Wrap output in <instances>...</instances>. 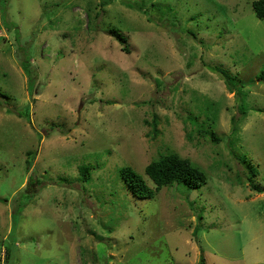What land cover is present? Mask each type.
I'll return each instance as SVG.
<instances>
[{"label":"rangeland","instance_id":"1","mask_svg":"<svg viewBox=\"0 0 264 264\" xmlns=\"http://www.w3.org/2000/svg\"><path fill=\"white\" fill-rule=\"evenodd\" d=\"M104 1L0 0V264L264 263L254 0ZM169 152L206 183L135 196Z\"/></svg>","mask_w":264,"mask_h":264},{"label":"trees","instance_id":"2","mask_svg":"<svg viewBox=\"0 0 264 264\" xmlns=\"http://www.w3.org/2000/svg\"><path fill=\"white\" fill-rule=\"evenodd\" d=\"M111 0H105V3H109ZM128 1H136V0H128ZM253 8L255 11L256 16L261 19H264V0H254ZM139 6V5H138ZM113 34L117 37L120 42H126V38L122 35V32L116 28L113 30ZM127 51H130L129 48L126 47ZM27 53V52H25ZM30 60L29 56L25 57L22 60V66L24 67L25 71L31 76L30 70ZM260 76L264 78V73ZM34 79L31 78L30 81V88L32 89ZM24 113L29 117V106L26 107ZM157 120V119H156ZM155 120V125L157 121ZM234 128L236 130L238 125V119L234 118ZM205 133L206 131L203 130ZM212 136L214 139L219 140L216 138L215 133L212 132ZM28 170L33 165V161L30 159L28 162ZM249 168H253L250 165ZM255 172V169H253ZM82 180L88 179V170L87 168H82ZM145 172L150 178V180L155 184V187H152L148 184L147 180L138 173L133 167L131 166H124L121 169V177L123 178L125 184L128 188L133 192V194L139 198H146L151 199L155 196L157 190L162 188L165 185L169 184H183L190 188H198L201 187L207 181V173L204 169L194 165L192 161L188 158H183L179 156L175 152H169L167 154H162L158 159L151 161L145 168ZM29 203L25 204L26 207ZM7 257L6 259L9 260L11 257V250L9 248L6 249ZM199 264H205V259L202 258ZM264 264V263H259Z\"/></svg>","mask_w":264,"mask_h":264}]
</instances>
